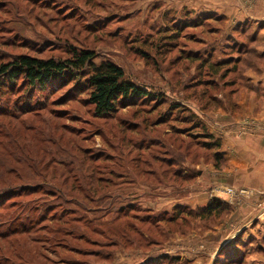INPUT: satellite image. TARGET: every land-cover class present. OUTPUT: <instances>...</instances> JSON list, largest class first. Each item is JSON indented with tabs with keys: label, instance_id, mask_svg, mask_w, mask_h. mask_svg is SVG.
<instances>
[{
	"label": "rangeland",
	"instance_id": "obj_1",
	"mask_svg": "<svg viewBox=\"0 0 264 264\" xmlns=\"http://www.w3.org/2000/svg\"><path fill=\"white\" fill-rule=\"evenodd\" d=\"M83 49L154 96L100 119L83 85L44 90L19 81L0 90V112L12 115L0 118L3 145L24 152L17 159L44 157L58 170L52 184L17 185V194L27 193L9 201L17 205L11 212L33 222V233L0 240V264H264V146H253L252 163L223 139L264 136V120L245 119L231 133L215 117L243 102L264 110V0H0V64L20 55L66 60ZM182 143L189 148L180 151ZM227 155L256 172L224 174ZM171 157L178 165L160 179L169 167L150 164ZM81 164L100 169L103 191L86 189ZM72 186L88 194L68 197ZM214 200L221 214L207 217ZM171 218L174 225L153 227Z\"/></svg>",
	"mask_w": 264,
	"mask_h": 264
},
{
	"label": "trees",
	"instance_id": "obj_2",
	"mask_svg": "<svg viewBox=\"0 0 264 264\" xmlns=\"http://www.w3.org/2000/svg\"><path fill=\"white\" fill-rule=\"evenodd\" d=\"M97 58L98 55L94 51L87 49L73 50L71 52V57L66 60H57L54 58L41 59L29 55L16 56L11 61L0 64V90L4 87L15 90L19 81H22V87L29 86V88L44 90L60 84L63 87L71 83L78 86L83 85V91L87 94V101L93 106L94 115L100 119L111 117L120 107H126L130 104L134 105L139 102L145 103L154 96L152 92H149L144 86L129 80L121 67L111 61H101L99 64H96L95 60ZM211 68H214V65L211 66ZM155 100H157V98H155ZM5 117H12V115H9V113L5 111H1L0 118L5 119ZM9 124L16 130L17 126L15 124ZM20 125L23 127L22 124ZM26 129L28 128L23 130ZM54 129H56V125H54ZM206 135L208 139H215L212 134L207 133ZM0 137L5 138L6 136H4L2 132L0 133ZM213 145L217 151L222 148V142L220 140H215ZM13 147L14 144L10 146L13 150L9 151V146L3 145V141L0 140V151L2 155L5 154L9 160V162H7L8 160L5 161L3 157V161L0 160V220L4 222L3 224L8 225L7 230L0 231L1 241H9L14 238L20 240L33 233L34 225H31L33 222H31L29 226L24 225L22 220L24 217H22L18 211L11 212L12 208H16L17 205L14 206L15 202L9 201L14 197H22L24 193H27L23 189L22 194H17L16 188L20 186L29 189L27 187L31 185H40L36 184L37 182H48L47 184H52L58 173V170L51 166L52 163L50 161L45 162L44 157L42 160L30 159L27 156L24 159L15 158L14 154L20 152L24 154V152L18 151ZM183 148L188 149L189 146H184L183 143L179 144L178 149L182 151L181 149ZM178 158V162L180 160L183 162V159L188 157L185 153V156L183 154L182 156H178ZM214 159L216 169H222L221 163L224 161L223 155L216 153ZM175 161L173 157L169 159L164 158L162 161L153 158L152 164L150 165L159 164L160 169H164L161 165H167L169 168L159 175L160 179H164L169 173L168 169L177 167L178 164ZM142 164L147 167L149 166L148 161H144ZM11 165L13 166L10 167ZM87 167V171H84L82 164L79 167L81 173H83V179L86 182V189L93 194L98 191H103L104 189L101 187L103 184L102 179L96 178L100 169L91 165ZM50 170L52 172L51 176H49ZM176 171L178 172V170ZM136 172L142 173L139 168H137ZM15 173H17V176L14 177L12 174ZM151 176L154 175L151 174ZM174 177L178 178V173L175 172ZM84 191L86 192L84 189L77 191L75 187L72 186L68 190V197H72L76 192H78V194H83L85 193ZM85 194L87 195L88 193ZM5 197L8 198L5 199ZM220 205L221 202L214 200L208 207L204 208L203 211L207 217H218L221 214ZM19 210L21 212H26L28 208L22 205ZM28 213L30 219H37L35 217L33 218L32 211L29 210ZM41 219L42 223H44L50 218L44 216V218ZM125 219H127V216ZM37 221H39V219ZM176 221L177 220L173 218L170 220L158 221L153 227L158 228L164 224L174 225ZM59 224L62 223L59 222ZM63 224L64 226H68V220L63 222ZM46 229H48L51 235L59 233V231L53 227ZM159 235L162 237L160 233ZM148 262L150 263V261ZM148 262L144 264H149Z\"/></svg>",
	"mask_w": 264,
	"mask_h": 264
},
{
	"label": "crops",
	"instance_id": "obj_3",
	"mask_svg": "<svg viewBox=\"0 0 264 264\" xmlns=\"http://www.w3.org/2000/svg\"><path fill=\"white\" fill-rule=\"evenodd\" d=\"M247 104H246V108H245L244 107L245 104L243 102L241 105V108H242L241 110H235V111L234 110H222L219 113H217V115H215V117H219L221 120V121H219L216 118L217 122H219L218 124L221 125L223 128H225L226 131H231V133H233V132L235 133L236 130L240 128V125L242 127V125L245 122V119H247V120L248 119H258V120L263 121L264 120V110H254L252 103H249L248 105ZM260 125H263V124L261 123ZM235 136L236 135L231 134L228 137L223 138L224 143H225V147L226 146L229 147V142H230V143H232V145L237 146L236 151L238 152V154H240L242 152V153H245L247 157L250 155V157L252 156V159L250 162L257 163V161H255V158H254V156L256 155V150L254 149L253 146H255V145H258V146L263 145L264 146V136L259 134V135H255V136L250 137L249 135H247L246 138H242V139H246L245 141H242L241 139H237V138H235ZM250 145H252V148L250 147ZM247 146H249V148ZM234 149H235V147H234ZM227 156L229 159L230 168L228 167L225 170L224 174L230 175V174H232L231 172H233V171H235V172H245L246 171L248 173H250L251 171L256 172L257 169H255V168L252 169L250 167H245V166H240V167L238 166L239 168H237L235 165H237L238 162H241V163H243V162L239 161V160H233V158H231L230 155H227ZM233 166H235V167H233ZM228 184H230V182L228 183L227 180H224V185H228ZM212 233L216 234V232H212ZM231 237H232V235L229 236L228 238H231ZM201 261L205 262L206 260H204L203 258H201V259L195 258V259H192L191 264H204ZM215 261L216 260H213L211 263L213 264V263H215ZM211 263H209V264H211Z\"/></svg>",
	"mask_w": 264,
	"mask_h": 264
}]
</instances>
